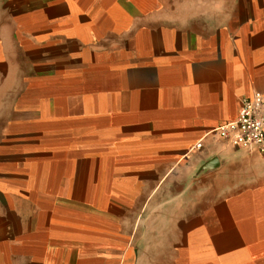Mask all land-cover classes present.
Here are the masks:
<instances>
[{
    "label": "crops",
    "instance_id": "obj_1",
    "mask_svg": "<svg viewBox=\"0 0 264 264\" xmlns=\"http://www.w3.org/2000/svg\"><path fill=\"white\" fill-rule=\"evenodd\" d=\"M3 11L0 264H264V157L205 137L264 94V0Z\"/></svg>",
    "mask_w": 264,
    "mask_h": 264
},
{
    "label": "built area",
    "instance_id": "obj_2",
    "mask_svg": "<svg viewBox=\"0 0 264 264\" xmlns=\"http://www.w3.org/2000/svg\"><path fill=\"white\" fill-rule=\"evenodd\" d=\"M217 137L236 149L264 157V94L258 91L240 101L235 120L211 128L205 137ZM200 141L192 150L203 147Z\"/></svg>",
    "mask_w": 264,
    "mask_h": 264
},
{
    "label": "rangeland",
    "instance_id": "obj_3",
    "mask_svg": "<svg viewBox=\"0 0 264 264\" xmlns=\"http://www.w3.org/2000/svg\"><path fill=\"white\" fill-rule=\"evenodd\" d=\"M3 0H0V25L3 23V19H4V17H3Z\"/></svg>",
    "mask_w": 264,
    "mask_h": 264
}]
</instances>
